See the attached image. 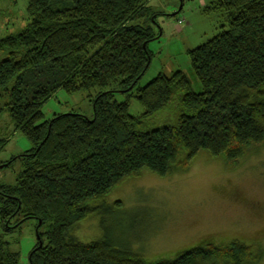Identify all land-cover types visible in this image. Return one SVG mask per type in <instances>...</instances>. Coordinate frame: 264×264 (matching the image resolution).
Listing matches in <instances>:
<instances>
[{"label":"trees","instance_id":"16d2710c","mask_svg":"<svg viewBox=\"0 0 264 264\" xmlns=\"http://www.w3.org/2000/svg\"><path fill=\"white\" fill-rule=\"evenodd\" d=\"M147 1L27 0L28 24L0 37V112L8 111L13 128L32 144L6 162L23 159L15 184H0V264H18L6 235L28 218L46 227L36 226L30 264H258L263 258L258 245L234 237L203 238L172 257L149 259L104 238L82 242L71 235L100 209L96 203L143 171L160 177L185 171L199 151L231 167L264 147V0H214L204 9L222 12L228 28L188 50L198 93L182 70L138 85L153 57L147 42L156 35L131 21ZM59 88H97L92 116L43 119L41 106ZM132 98L140 115L129 112ZM174 100L177 121L145 127Z\"/></svg>","mask_w":264,"mask_h":264},{"label":"rangeland","instance_id":"374dc122","mask_svg":"<svg viewBox=\"0 0 264 264\" xmlns=\"http://www.w3.org/2000/svg\"><path fill=\"white\" fill-rule=\"evenodd\" d=\"M212 1L146 2L144 14L131 23L149 28L156 36L147 42L146 48L153 57L138 85L146 84L158 72L170 75L182 70L189 79L191 90L201 91L188 50L228 28L222 12L204 10ZM29 20L27 0H0V37L21 31ZM98 91L97 88L75 92L57 89L41 106L43 119L68 112L91 117V98ZM113 94L119 101L125 98L122 93ZM3 103L0 100V106ZM142 111V106L132 98L130 114L137 116ZM178 114L179 104L174 100L148 117L145 127L174 123ZM13 127L8 111L2 110L0 184H15L23 159H14L9 165L6 162L32 147ZM96 204L100 209L71 231L79 241L104 238L115 248L130 249L155 259L172 257L193 247L199 244L196 238L200 234L211 232L217 242L228 239L222 237L235 235L234 238L246 244L258 245L263 251L258 264H264V147L249 151L231 167H227L222 159L211 158L208 152L199 151L187 170H173L165 177L143 171L140 176L114 188ZM36 226L40 232L46 230L36 219L28 218L6 235L11 248L18 252V264H30V252L39 238ZM168 248L173 250L168 252Z\"/></svg>","mask_w":264,"mask_h":264},{"label":"flooded vegetation","instance_id":"af4514ba","mask_svg":"<svg viewBox=\"0 0 264 264\" xmlns=\"http://www.w3.org/2000/svg\"><path fill=\"white\" fill-rule=\"evenodd\" d=\"M233 237V236H235V235H230V236H228V237H222V239L224 238H228V240L230 239V237ZM235 237H237V236H235ZM206 238V239H208V240H210L211 238H216V237H214V236H212L211 235V232H207V233H204V234H200V236H198L197 238H196V242L197 243H201V242H203L204 241V239ZM221 238V237H220ZM220 238H218V239H220ZM240 238V237H239ZM203 240V241H202ZM189 243H193V241H190ZM189 245V244H188ZM196 246V245H195ZM173 250V248H168L166 251H168V252H171ZM165 252H163V253H161V254H164Z\"/></svg>","mask_w":264,"mask_h":264},{"label":"water","instance_id":"95a60500","mask_svg":"<svg viewBox=\"0 0 264 264\" xmlns=\"http://www.w3.org/2000/svg\"><path fill=\"white\" fill-rule=\"evenodd\" d=\"M39 223H40V221H39Z\"/></svg>","mask_w":264,"mask_h":264}]
</instances>
